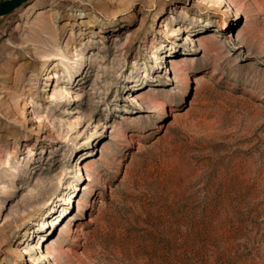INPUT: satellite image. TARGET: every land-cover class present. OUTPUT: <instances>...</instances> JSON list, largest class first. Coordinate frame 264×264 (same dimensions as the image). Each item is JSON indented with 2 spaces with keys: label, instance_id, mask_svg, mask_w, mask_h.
Segmentation results:
<instances>
[{
  "label": "rangeland",
  "instance_id": "rangeland-1",
  "mask_svg": "<svg viewBox=\"0 0 264 264\" xmlns=\"http://www.w3.org/2000/svg\"><path fill=\"white\" fill-rule=\"evenodd\" d=\"M0 264H264V0L0 17Z\"/></svg>",
  "mask_w": 264,
  "mask_h": 264
},
{
  "label": "water",
  "instance_id": "water-1",
  "mask_svg": "<svg viewBox=\"0 0 264 264\" xmlns=\"http://www.w3.org/2000/svg\"><path fill=\"white\" fill-rule=\"evenodd\" d=\"M28 0H5L0 2V17L6 16Z\"/></svg>",
  "mask_w": 264,
  "mask_h": 264
}]
</instances>
